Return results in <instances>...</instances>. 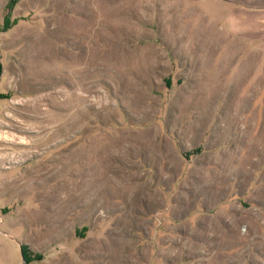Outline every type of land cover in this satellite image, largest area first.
I'll use <instances>...</instances> for the list:
<instances>
[{"label":"rangeland","instance_id":"1","mask_svg":"<svg viewBox=\"0 0 264 264\" xmlns=\"http://www.w3.org/2000/svg\"><path fill=\"white\" fill-rule=\"evenodd\" d=\"M261 9L0 0V264H264Z\"/></svg>","mask_w":264,"mask_h":264},{"label":"crops","instance_id":"2","mask_svg":"<svg viewBox=\"0 0 264 264\" xmlns=\"http://www.w3.org/2000/svg\"><path fill=\"white\" fill-rule=\"evenodd\" d=\"M253 13H254L253 20L258 25L257 27H255V30L257 31V33L264 32V11H262V9H261L259 11H254ZM244 18H245V16L239 20H242Z\"/></svg>","mask_w":264,"mask_h":264}]
</instances>
